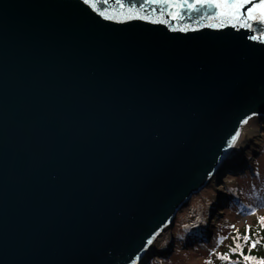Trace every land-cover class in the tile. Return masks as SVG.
<instances>
[{"label": "water", "instance_id": "95a60500", "mask_svg": "<svg viewBox=\"0 0 264 264\" xmlns=\"http://www.w3.org/2000/svg\"><path fill=\"white\" fill-rule=\"evenodd\" d=\"M251 35L0 0V264L141 263L149 236L229 169L239 121L264 118Z\"/></svg>", "mask_w": 264, "mask_h": 264}, {"label": "snow or ice", "instance_id": "6c2138e0", "mask_svg": "<svg viewBox=\"0 0 264 264\" xmlns=\"http://www.w3.org/2000/svg\"><path fill=\"white\" fill-rule=\"evenodd\" d=\"M94 11L105 19L114 21H127L130 19H141L151 21L153 23L167 24L173 31L188 32L195 31L200 27H210L214 29L231 26L232 28H245L252 32L249 37L252 41H260L264 44V0H143L137 6L136 0H115L111 8L107 7L108 0H84ZM145 5L149 6L147 13L143 12ZM209 12L204 16H198L197 22L184 25L186 13H196L204 9ZM172 21V23H169ZM203 21L208 23L205 25ZM259 24V28L256 25ZM256 113H249L239 123H246L251 116ZM240 129L237 128L233 135L230 136L228 144L233 145L237 140ZM211 175V173H209ZM253 212L256 209H252ZM259 220L264 222V215L259 216ZM264 227V223H261ZM249 228L245 225L244 240L249 241ZM156 235L153 232L148 238V243L144 247H148L152 243V238ZM239 236V233H237ZM258 241L251 240L249 249L256 247ZM214 251V250H213ZM230 252L237 253L242 256L244 264H264V257L256 258L252 255H246L240 251V245L230 248ZM224 260H229L228 252L216 253ZM132 264H136L133 260Z\"/></svg>", "mask_w": 264, "mask_h": 264}, {"label": "rangeland", "instance_id": "374dc122", "mask_svg": "<svg viewBox=\"0 0 264 264\" xmlns=\"http://www.w3.org/2000/svg\"><path fill=\"white\" fill-rule=\"evenodd\" d=\"M245 125H246L245 127L248 130H253V128H255V126L258 124L256 118L253 116L245 123ZM262 131L264 133V127ZM244 139L245 136L242 132V137H240L238 142L242 143ZM262 141H264V137ZM261 143L259 146L256 147L254 146V149H252V145L249 144L233 155L232 157L233 159L230 160L231 165L228 166L229 169H226V171L223 172V174L219 177V181L222 182L223 176L227 174L230 176L229 178L232 179L233 181H231L226 186L222 185L220 182L221 185L219 186L221 187H220L218 200L216 199L218 197V192H216L215 188L219 186L213 181L216 179L215 176H211V178L209 179L210 183L207 185L209 186V188L204 187L201 189V191L198 192V194L193 195L188 205L177 213V215H179L180 212L183 213L180 215V219L181 221L186 222V224H188L189 226L187 232L183 237L184 240L180 241L184 243L181 244L180 249L181 251L184 250L185 253L187 254L186 260L189 263H193L201 260L200 252L194 249L193 247L198 245L196 244L197 242L199 241L201 242L204 239L205 240L207 239L209 242L212 241L211 236L213 234V231L214 229H218L217 228L218 224L216 225V223L221 218L227 216L229 217V220L236 225L245 224L252 219L253 216L252 217L248 216L249 214L247 213V210L246 211L235 210V212L232 210L233 208H239L238 207L239 201H243L241 200V197L245 198L246 196L248 197L250 195V191H249L250 181L246 176V174H248V172L246 171L248 168L247 165L253 166V161L255 157L256 158L260 157V161H261L260 164L264 163V155L261 153L263 142ZM252 153H255V155H253ZM245 157H247L248 159ZM245 163H247V165ZM224 190L225 192L228 193V195H224V194L222 195ZM239 190L241 191V193ZM248 202L254 205V207L256 208L258 207V212L260 214H264V196L262 195V193H258L255 197L253 196L249 197ZM235 203L237 205L233 207L232 205H234ZM199 204L202 205L205 209L211 208L210 210H212L210 214H208L209 212H207V214H204L201 222L199 219L198 220L195 219L197 216L196 205ZM215 208H222L224 210V213L218 215L217 218H215L213 214ZM203 225H207L208 230H206L205 232H203V234H201L199 232L202 229ZM172 230L173 228L170 230L168 228H165L163 231L159 232V234L154 238L152 243L149 245V248L147 249V253L153 252L152 254L149 255V257H151L154 254L153 257L163 255L166 258H168L171 255L173 250L171 251V253H168L166 252L167 250L164 251L161 248L166 242L169 241L170 243ZM175 233L179 234L177 229L175 230ZM170 244H171L170 248L172 249L175 246V244L172 242Z\"/></svg>", "mask_w": 264, "mask_h": 264}, {"label": "trees", "instance_id": "16d2710c", "mask_svg": "<svg viewBox=\"0 0 264 264\" xmlns=\"http://www.w3.org/2000/svg\"><path fill=\"white\" fill-rule=\"evenodd\" d=\"M261 153L264 155V143L261 148ZM260 157L256 158L253 169V175L248 172L246 176L250 181V195L243 198V201H239L238 207L233 208L235 210H247L248 216H253L251 220L242 225H236L229 220V217L224 216L218 221V229L214 230V238L210 243H196L197 246L193 247L200 252V261L189 263L186 260L187 254L184 250L181 251L180 242L183 240L185 233L187 232L189 226L186 222L181 221L180 215H177L175 224L173 225V238H174V251L171 255L166 258L160 255L158 260L151 258L149 264H244L242 256L239 252L232 253L229 251L230 248L236 247L237 244L240 245V251L246 255H252L256 258L264 257V227H261V222L259 216L264 215L258 212V207H254L250 202H248L249 197H255L258 193H262L264 196V163L260 164ZM209 188V186H206ZM204 188V187H203ZM237 204L232 205L235 207ZM194 209V208H193ZM252 209H256L255 212ZM206 213L205 208L202 205H196V219H200L203 214ZM184 225V226H183ZM245 225L250 226L249 228V241L244 240ZM178 230L179 234L175 233ZM239 233V236H237ZM251 240H257L258 243L256 247L249 249V243ZM214 250V251H213ZM228 252L229 260H224L216 253Z\"/></svg>", "mask_w": 264, "mask_h": 264}, {"label": "bare ground", "instance_id": "6f19581e", "mask_svg": "<svg viewBox=\"0 0 264 264\" xmlns=\"http://www.w3.org/2000/svg\"><path fill=\"white\" fill-rule=\"evenodd\" d=\"M258 122H261V123H258ZM257 124L258 125H256L255 126V128H253V130H248L245 126V123L244 124H242V126H241V129H240V132H239V135H238V137H237V140L234 142V144L231 146L232 147V151L233 152H239L241 149H243V147H246L247 145H252V149H254V146L256 147V146H259L260 145V143L262 142V139H263V137H264V133H263V127H264V118L261 120V121H257ZM262 128V129H261ZM242 132H243V134H244V136H245V139L243 140V142L242 143H239L238 141H239V139H240V137H242ZM238 145V146H237ZM245 158H247V157H245ZM248 159V158H247ZM214 172V171H213ZM213 172L211 173V174H213ZM230 176L229 175H224L223 176V179H222V182H221V184L222 185H224V186H226V185H228L231 181H233L232 179H230L229 178ZM220 183L219 184H217L218 186L219 185H221ZM220 187L221 186H219V187H216L215 189H216V192H218V197L216 198L217 200L219 199V192H220ZM228 195V193L227 192H225V190L223 191V193H222V195ZM225 197V196H224ZM220 199H222V198H220ZM186 205H188V203L186 204ZM185 207H183L182 209H184ZM181 209V210H182ZM210 209L211 208H206L205 209V211H206V213L207 212H209L210 211ZM182 212H180V214H181ZM224 213V210L222 209V208H215L214 209V216H215V218H217V216L218 215H221V214H223ZM179 214V215H180ZM213 216V217H214ZM216 220V219H215ZM208 225V224H207ZM207 225H203L202 226V229L200 230V232L199 233H201V234H203V232H205L206 230H208V226ZM154 240V239H153ZM152 240V241H153ZM150 245V244H149ZM149 245H148V247L147 248H149ZM168 246H169V241L168 242H166L164 245H163V247L161 248L162 250H164V251H166L167 250V248H168ZM155 258H157V256L155 257Z\"/></svg>", "mask_w": 264, "mask_h": 264}]
</instances>
